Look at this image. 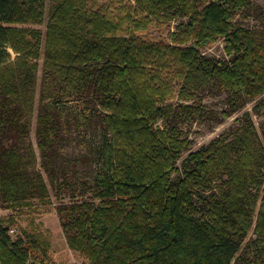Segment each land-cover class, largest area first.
Masks as SVG:
<instances>
[{
    "label": "trees",
    "instance_id": "trees-1",
    "mask_svg": "<svg viewBox=\"0 0 264 264\" xmlns=\"http://www.w3.org/2000/svg\"><path fill=\"white\" fill-rule=\"evenodd\" d=\"M98 1L52 0L43 35L29 25L47 0H0V201L51 202L46 172L82 264H264V31L237 19L251 0ZM174 20L168 42L137 34ZM219 40L225 56L207 55ZM208 88L224 118L252 103L258 127L245 111L193 149ZM70 102L103 126L86 190L56 176ZM9 229L0 219V264H27L39 241Z\"/></svg>",
    "mask_w": 264,
    "mask_h": 264
},
{
    "label": "rangeland",
    "instance_id": "rangeland-1",
    "mask_svg": "<svg viewBox=\"0 0 264 264\" xmlns=\"http://www.w3.org/2000/svg\"><path fill=\"white\" fill-rule=\"evenodd\" d=\"M51 1L47 0L45 18L41 25H29L41 29L43 35L49 18ZM108 4L106 0L98 1V4ZM237 19L248 27L257 28L264 31V0H251L249 9L239 13ZM180 20L172 22L152 21L148 28L137 34L147 41H170L171 33L176 30ZM207 55L222 57L224 55V41L219 40L210 47L205 48ZM14 55V52L11 51ZM39 82V81H38ZM38 94L37 88L35 112L31 125L30 139L36 148V116L38 111ZM202 103L206 107V115L193 125L187 126L186 133L193 141V149L203 144L209 143L220 133L228 130L237 124L239 118L245 111L252 114V118L258 127V115L253 113L252 103H248L240 111L230 114L227 117L222 116V112L227 109L226 94L219 90L208 88L201 93ZM75 104L70 102L66 105V131L60 140V152L57 158L56 176L59 181L65 180L74 185V189H85L89 185L96 172L99 171L100 164L96 152L98 151L99 135L103 129L100 118L94 119L88 126H82L76 117L74 110ZM88 128L87 130H85ZM45 181L49 186L51 193V202L33 200L30 205L24 206L19 210L6 207L3 201H0V219L4 226H8L9 234L13 239L17 236L33 234L39 241V248H36L32 257L27 264H82L85 258L81 251L71 248L66 240L62 228L59 214V199L56 198L53 184L44 173ZM86 190V189H85ZM70 190L65 187L64 194H69ZM69 196L66 197V200ZM68 202V201H64ZM253 236V232L249 237Z\"/></svg>",
    "mask_w": 264,
    "mask_h": 264
}]
</instances>
